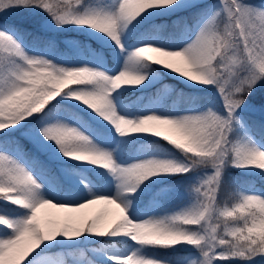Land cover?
I'll list each match as a JSON object with an SVG mask.
<instances>
[{"label": "snow or ice", "instance_id": "snow-or-ice-1", "mask_svg": "<svg viewBox=\"0 0 264 264\" xmlns=\"http://www.w3.org/2000/svg\"><path fill=\"white\" fill-rule=\"evenodd\" d=\"M258 94L264 0H0V264H264Z\"/></svg>", "mask_w": 264, "mask_h": 264}, {"label": "rangeland", "instance_id": "rangeland-1", "mask_svg": "<svg viewBox=\"0 0 264 264\" xmlns=\"http://www.w3.org/2000/svg\"><path fill=\"white\" fill-rule=\"evenodd\" d=\"M165 85H168V86L173 88V86L170 83L165 84ZM47 211H50L51 213H53L52 218H63L66 215L65 212H63L59 209H49ZM83 213L88 214L90 216L91 215H99V214L103 213L105 216L106 223H111L118 218V216H117L118 210L115 208L114 205H106V204L93 205L90 208L83 210ZM77 215H79V214H77Z\"/></svg>", "mask_w": 264, "mask_h": 264}, {"label": "trees", "instance_id": "trees-1", "mask_svg": "<svg viewBox=\"0 0 264 264\" xmlns=\"http://www.w3.org/2000/svg\"><path fill=\"white\" fill-rule=\"evenodd\" d=\"M256 2H259V0H256ZM9 19L10 20L14 19V17H10ZM157 23H166V21L161 19V20H158ZM29 27H31V26H29ZM77 35L78 34H75V33L70 34V36H72V37H75ZM57 46L63 51H70L69 46L63 43V38H57ZM168 83H170L173 86V88H181V87H183V85H181L179 83V81H176V80L172 79L171 77H164L162 79V81L156 85V88H161L163 85L168 84ZM156 88H154L152 91L155 92ZM136 95L139 96L141 94L137 93ZM253 102L257 106H259L262 102H264V95H259L258 94L254 98ZM257 115H259V113H257ZM231 174L232 175H239V172H238V170H233ZM251 183H252V185H254L255 181H252Z\"/></svg>", "mask_w": 264, "mask_h": 264}]
</instances>
